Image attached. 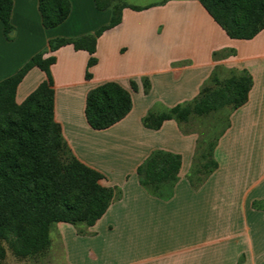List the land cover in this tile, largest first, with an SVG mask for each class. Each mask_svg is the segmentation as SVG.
<instances>
[{"label": "crops", "instance_id": "obj_1", "mask_svg": "<svg viewBox=\"0 0 264 264\" xmlns=\"http://www.w3.org/2000/svg\"><path fill=\"white\" fill-rule=\"evenodd\" d=\"M69 1V17L55 28L41 25L37 0H13L8 39L0 22V81L38 52L54 56L53 115L63 140L80 162L103 175V186L115 189L93 226L79 233L58 223L49 233L51 245L60 242L67 264H264V29L251 40H235L197 0L126 1L142 9L124 8L121 22L97 38V63L86 79V51L65 45L50 53L48 42L92 34L109 22L110 10H96L93 0ZM85 11L98 21L87 29ZM214 72L221 80L226 72H246L252 85L216 141L217 168L194 188L189 171L195 132L175 120L151 130L142 119L149 111L191 103ZM43 80L42 71L31 69L17 87L16 102ZM109 81L129 91L132 108L113 126L94 130L84 117L86 94ZM157 150L181 158L167 195L147 191L136 173Z\"/></svg>", "mask_w": 264, "mask_h": 264}, {"label": "trees", "instance_id": "obj_2", "mask_svg": "<svg viewBox=\"0 0 264 264\" xmlns=\"http://www.w3.org/2000/svg\"><path fill=\"white\" fill-rule=\"evenodd\" d=\"M209 16L235 40H251L264 29V0H197ZM96 10H110V19L92 34L76 38H54L48 42V51L71 45L74 50L89 54L85 78L90 79L89 68L97 63L94 53L97 38L121 22L124 8L139 11L126 0H93ZM13 0H0V22L9 38L13 27L10 16ZM41 25L45 29L61 25L69 17V0H37ZM48 52L32 55L14 74L0 81V263L6 249L19 260H37L51 246L50 230L58 224L91 227L107 211L115 196V189L101 184L104 178L95 169L80 162L63 140L61 127L53 115V79L50 67L55 57ZM38 68L43 80L18 104L16 90L26 74ZM131 89L136 90L131 82ZM252 79L246 72L231 73L219 79L212 73L198 96L188 104L176 105L162 112L149 111L142 119L145 128L158 130L163 122H186L190 115L203 116L224 107L231 110L244 105ZM132 108L129 91L116 82H104L86 94L84 117L94 130L107 129L122 120ZM211 144L207 159L195 166L194 173L202 178L192 187H198L217 168ZM181 166L178 154L153 151L137 167L139 183L157 195L161 186L171 187L177 180ZM190 177V176H189ZM36 264V263H34Z\"/></svg>", "mask_w": 264, "mask_h": 264}, {"label": "rangeland", "instance_id": "obj_3", "mask_svg": "<svg viewBox=\"0 0 264 264\" xmlns=\"http://www.w3.org/2000/svg\"><path fill=\"white\" fill-rule=\"evenodd\" d=\"M128 3L132 5H138L143 6L147 4H155L162 2L164 0H126ZM86 12V11H85ZM99 21H100V17ZM84 22L82 27H85L87 29L90 25L97 23L98 21H95V14H93L90 11L86 12V16L83 18ZM77 22H80L77 20ZM95 22V23H94ZM12 32V31H11ZM9 33V35L11 34ZM227 77L229 76V72H226L225 74ZM231 109L229 107H224L222 109H219L217 111L210 112L203 116H196V115H190L189 119L186 122L181 123V126L184 131H193L197 135L196 139V148H195V154L193 157V162L189 171V178L195 183L197 179L202 178L201 174H195V166H200L203 162H205L207 159L203 160L201 156L203 154L208 153L209 146L211 144L216 143L221 133L224 131L226 126L228 125V115L230 113ZM204 174V173H203ZM172 190L171 185L164 184L161 186L160 190L158 191V194L167 195ZM118 194V190L116 191ZM83 226L84 224H77L75 225V228L77 232L83 233ZM56 225L52 227V231L55 232ZM51 238L53 240V234L51 233ZM120 251L122 249H119ZM67 264L65 253L60 245V242L56 239H54L53 244L50 246L49 250L45 255L38 258L37 260H30V259H24L19 260L16 259L12 253L6 249V256L4 260L0 264Z\"/></svg>", "mask_w": 264, "mask_h": 264}]
</instances>
